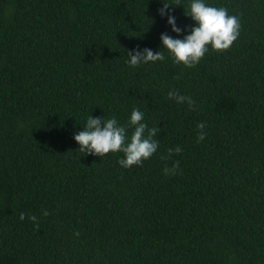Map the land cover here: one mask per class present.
Masks as SVG:
<instances>
[{"label":"trees","instance_id":"trees-1","mask_svg":"<svg viewBox=\"0 0 264 264\" xmlns=\"http://www.w3.org/2000/svg\"><path fill=\"white\" fill-rule=\"evenodd\" d=\"M204 2L240 35L185 68L160 37L190 34L191 0H0V264H264V0ZM137 48L165 59L131 67ZM133 108L161 129L143 166L78 151L90 116L130 139Z\"/></svg>","mask_w":264,"mask_h":264},{"label":"clouds","instance_id":"clouds-1","mask_svg":"<svg viewBox=\"0 0 264 264\" xmlns=\"http://www.w3.org/2000/svg\"><path fill=\"white\" fill-rule=\"evenodd\" d=\"M169 8L175 7L163 3L159 14L161 17L167 15L172 31L177 36L182 35V29L177 26L175 17L168 12ZM184 15L190 16L196 24L190 29L189 35L185 36L183 40L173 39L167 33L160 37L163 49L171 54L173 62L177 65L182 64L185 68H194L209 51V46L217 53H223L229 50L239 38L240 20L235 15H229L226 8L209 6L204 0H191ZM127 56V62L131 67L165 59L163 51L154 53L148 48L142 51L139 48L127 51ZM168 99L174 100L177 104L186 103L190 110L197 108L196 101L190 96L181 95L177 90H169ZM144 118V113L139 108H133L129 126L134 130L129 139L127 127L121 126L116 118L105 120V118L90 116L83 130L74 135V140L80 145L78 151L84 152L86 155L98 156L101 159L109 153L119 152L123 153V158L118 161L120 167L130 170L133 166H143V163L158 151L160 143L156 137L161 132L159 127L150 128L144 122ZM205 128V123L197 124V142H203L206 139ZM181 152L182 148L179 146L169 149V158L173 154L179 155ZM161 159H166V157H161ZM179 169L180 162L175 161L171 168L167 165L164 167V175H176ZM43 215L47 217L50 213L44 210ZM26 218L34 224L36 229L39 228V221L35 215L26 217V214L21 212L19 219L24 221Z\"/></svg>","mask_w":264,"mask_h":264}]
</instances>
